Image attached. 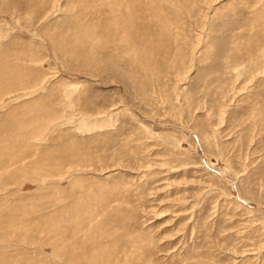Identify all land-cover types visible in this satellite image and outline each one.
Returning a JSON list of instances; mask_svg holds the SVG:
<instances>
[{"label":"rangeland","instance_id":"obj_1","mask_svg":"<svg viewBox=\"0 0 264 264\" xmlns=\"http://www.w3.org/2000/svg\"><path fill=\"white\" fill-rule=\"evenodd\" d=\"M0 149V264H264V0H0Z\"/></svg>","mask_w":264,"mask_h":264},{"label":"bare ground","instance_id":"obj_2","mask_svg":"<svg viewBox=\"0 0 264 264\" xmlns=\"http://www.w3.org/2000/svg\"><path fill=\"white\" fill-rule=\"evenodd\" d=\"M119 35V34H118ZM114 67V66H113ZM1 150V149H0ZM5 165V164H4ZM16 213V212H15ZM21 216V215H20ZM68 247V246H67ZM0 263H2V262H0ZM8 264V263H7Z\"/></svg>","mask_w":264,"mask_h":264}]
</instances>
